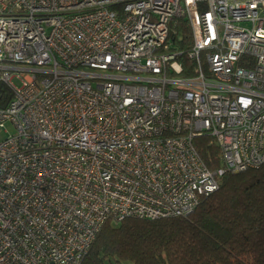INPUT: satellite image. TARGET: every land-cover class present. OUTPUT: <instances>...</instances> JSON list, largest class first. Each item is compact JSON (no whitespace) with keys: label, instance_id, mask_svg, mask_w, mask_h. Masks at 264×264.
<instances>
[{"label":"built area","instance_id":"built-area-1","mask_svg":"<svg viewBox=\"0 0 264 264\" xmlns=\"http://www.w3.org/2000/svg\"><path fill=\"white\" fill-rule=\"evenodd\" d=\"M0 128V264H83L109 221L187 216L264 166V0H0Z\"/></svg>","mask_w":264,"mask_h":264},{"label":"trees","instance_id":"trees-1","mask_svg":"<svg viewBox=\"0 0 264 264\" xmlns=\"http://www.w3.org/2000/svg\"><path fill=\"white\" fill-rule=\"evenodd\" d=\"M175 31L176 48L183 51L181 58L193 64L188 57L192 32L187 21L181 19ZM195 144L210 168L221 165L212 138L198 137ZM121 262L264 264V166L226 172L219 189L202 197L187 216L107 222L83 264Z\"/></svg>","mask_w":264,"mask_h":264},{"label":"rangeland","instance_id":"rangeland-1","mask_svg":"<svg viewBox=\"0 0 264 264\" xmlns=\"http://www.w3.org/2000/svg\"><path fill=\"white\" fill-rule=\"evenodd\" d=\"M15 84L17 86H19V82L15 80ZM7 128H11L8 124H7ZM13 129H11L12 131ZM4 137H6V133L4 132V129L3 128H0V140L3 139ZM118 264H129L128 262H121V263H118Z\"/></svg>","mask_w":264,"mask_h":264}]
</instances>
